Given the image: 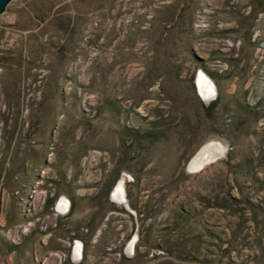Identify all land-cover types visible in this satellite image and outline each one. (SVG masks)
I'll return each mask as SVG.
<instances>
[{"label":"rangeland","instance_id":"374dc122","mask_svg":"<svg viewBox=\"0 0 264 264\" xmlns=\"http://www.w3.org/2000/svg\"><path fill=\"white\" fill-rule=\"evenodd\" d=\"M0 264H264V0L6 3Z\"/></svg>","mask_w":264,"mask_h":264},{"label":"bare ground","instance_id":"6f19581e","mask_svg":"<svg viewBox=\"0 0 264 264\" xmlns=\"http://www.w3.org/2000/svg\"><path fill=\"white\" fill-rule=\"evenodd\" d=\"M211 87L207 88L204 90V92L206 94L210 93L211 91ZM221 152H223V147L221 145H218L217 142L213 141V142H208L206 144H204V146L200 149V151L196 154V156H194V158L191 160L190 163V167L194 168V167H201V164H204V162H207V159L210 157H214L215 155L220 154ZM212 157V158H213ZM123 189L121 187V185H117V187L114 189V192L112 193L114 198L117 199L120 202H124L127 206V201L125 200L124 196H123ZM39 195L36 192L34 193V195L31 197V202L33 204V207L35 208V206H37L39 203ZM37 197V198H36ZM63 202V203H61ZM60 204L57 203V208L59 210H64L66 207V202L61 200ZM133 246V241H131L129 243V245H127V251L130 252V249H132ZM81 251L76 248L75 249V257H81Z\"/></svg>","mask_w":264,"mask_h":264},{"label":"water","instance_id":"95a60500","mask_svg":"<svg viewBox=\"0 0 264 264\" xmlns=\"http://www.w3.org/2000/svg\"><path fill=\"white\" fill-rule=\"evenodd\" d=\"M9 1L10 0H0V14H1V11L4 9L6 3H8Z\"/></svg>","mask_w":264,"mask_h":264},{"label":"built area","instance_id":"2783aa9c","mask_svg":"<svg viewBox=\"0 0 264 264\" xmlns=\"http://www.w3.org/2000/svg\"><path fill=\"white\" fill-rule=\"evenodd\" d=\"M61 200H62V199L59 198V199L56 201V203H54V205H53V208H54L56 211H58L57 203H60ZM66 205H67V204H66ZM66 207H67V206H66ZM66 207H65V209H66Z\"/></svg>","mask_w":264,"mask_h":264},{"label":"trees","instance_id":"16d2710c","mask_svg":"<svg viewBox=\"0 0 264 264\" xmlns=\"http://www.w3.org/2000/svg\"><path fill=\"white\" fill-rule=\"evenodd\" d=\"M212 104H214V101H212V102L210 103L211 106H212Z\"/></svg>","mask_w":264,"mask_h":264}]
</instances>
